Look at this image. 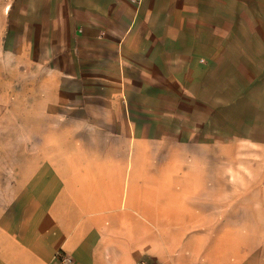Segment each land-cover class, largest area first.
<instances>
[{
	"label": "crops",
	"instance_id": "crops-1",
	"mask_svg": "<svg viewBox=\"0 0 264 264\" xmlns=\"http://www.w3.org/2000/svg\"><path fill=\"white\" fill-rule=\"evenodd\" d=\"M0 9L24 32L27 77L57 79L58 94L91 86L107 114L46 118V105L33 106L43 116L31 124L96 128L0 150V264H61L58 252L73 264H252L240 244L226 245L240 235L226 205L214 216L199 200L210 184L197 182L207 170L195 159L224 157L227 125H259L264 0H0Z\"/></svg>",
	"mask_w": 264,
	"mask_h": 264
},
{
	"label": "rangeland",
	"instance_id": "rangeland-1",
	"mask_svg": "<svg viewBox=\"0 0 264 264\" xmlns=\"http://www.w3.org/2000/svg\"><path fill=\"white\" fill-rule=\"evenodd\" d=\"M19 4L24 5V2ZM3 10L0 9V150L42 148L48 144V141L42 140L46 135L51 139L52 134L63 128L69 133L92 132L96 127L84 124L63 127L52 123V120L47 125H34L26 121V117L43 116L42 110L36 109L42 104L46 105V118L55 117L54 114L61 112L66 118H83L85 121L91 117H106L107 114L104 109L97 108L96 102L101 95L91 86L71 85L72 88L76 87V91L58 94L53 93L59 85L57 79L43 82L39 75L27 77L26 70L32 62L25 59L24 32L8 24L9 15L7 12L3 14ZM13 18L25 22L24 14H14ZM34 68L40 71V66ZM32 84L35 95L27 97V86ZM44 90L47 93L42 100L41 92ZM64 102L67 108L58 111V105ZM74 104L82 108H69ZM5 106H9V109H4ZM33 106L36 108L32 109ZM115 116L122 117L121 113ZM256 120L259 122L257 126L227 125L224 157L199 156L195 159V168L207 170L206 173L196 174L197 182L210 184L201 192L200 198L203 200H199L208 203L209 199V206L204 204L203 207L209 208L211 214H217V210L226 205L227 225L240 232L236 236L227 234V247L236 242V245L242 246L243 262L264 264V111L257 115ZM222 184L223 188L219 189L218 186ZM218 201L222 205L218 206ZM213 224L216 222L211 221L210 225Z\"/></svg>",
	"mask_w": 264,
	"mask_h": 264
},
{
	"label": "built area",
	"instance_id": "built-area-1",
	"mask_svg": "<svg viewBox=\"0 0 264 264\" xmlns=\"http://www.w3.org/2000/svg\"><path fill=\"white\" fill-rule=\"evenodd\" d=\"M132 3H140L141 0H130ZM56 257L59 258L61 264H73V260L69 256H65L63 253L58 252ZM138 264H146L144 261H140Z\"/></svg>",
	"mask_w": 264,
	"mask_h": 264
}]
</instances>
